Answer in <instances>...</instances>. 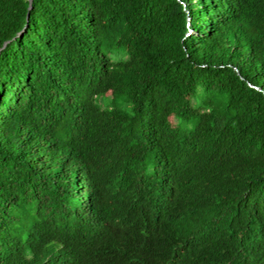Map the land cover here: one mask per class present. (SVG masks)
Listing matches in <instances>:
<instances>
[{
  "label": "trees",
  "instance_id": "1",
  "mask_svg": "<svg viewBox=\"0 0 264 264\" xmlns=\"http://www.w3.org/2000/svg\"><path fill=\"white\" fill-rule=\"evenodd\" d=\"M0 264H264V0H0Z\"/></svg>",
  "mask_w": 264,
  "mask_h": 264
},
{
  "label": "rangeland",
  "instance_id": "2",
  "mask_svg": "<svg viewBox=\"0 0 264 264\" xmlns=\"http://www.w3.org/2000/svg\"><path fill=\"white\" fill-rule=\"evenodd\" d=\"M110 57L113 61H119V60H123L125 58L124 54L122 51L118 50V51H114L111 52ZM202 96L201 90H199V93L196 95V98L200 99ZM99 102L102 103V105L105 106H115V107H120L121 109L129 112L130 111V107L129 104L124 102V100L122 99H118L114 102H110L108 97H101L98 99ZM182 127H184V124H181ZM188 127V126H186Z\"/></svg>",
  "mask_w": 264,
  "mask_h": 264
},
{
  "label": "water",
  "instance_id": "3",
  "mask_svg": "<svg viewBox=\"0 0 264 264\" xmlns=\"http://www.w3.org/2000/svg\"><path fill=\"white\" fill-rule=\"evenodd\" d=\"M28 2H30V0H28Z\"/></svg>",
  "mask_w": 264,
  "mask_h": 264
}]
</instances>
